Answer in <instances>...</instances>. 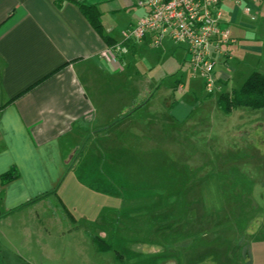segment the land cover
I'll list each match as a JSON object with an SVG mask.
<instances>
[{"label": "rangeland", "instance_id": "rangeland-1", "mask_svg": "<svg viewBox=\"0 0 264 264\" xmlns=\"http://www.w3.org/2000/svg\"><path fill=\"white\" fill-rule=\"evenodd\" d=\"M142 15L128 6L105 12L103 20L122 40ZM251 57L246 61L237 51L228 66L217 64L215 70L231 78L207 93L203 77L162 47L142 46L129 55L122 73L105 78L113 91L94 92L98 112L103 119L116 114L113 122L131 112L133 118L150 115L147 108L133 112L140 105L138 86L149 80L157 89L155 124L139 119L145 136L138 137L113 122L97 123L107 137L84 133L71 141L77 152L71 168L85 187L81 197L91 193L112 203L98 207L101 218L92 225L72 219L53 196L24 210L27 216L17 220V234L10 237L16 254L31 255L37 264H264V108L226 113L218 107L221 94L240 88L254 71L264 73V62ZM179 79L181 91L175 89ZM85 82L91 94L93 85H101L88 77ZM196 95L198 108L186 121L169 111L175 98L194 99L195 106ZM70 204L79 212L88 206ZM121 214L130 219L123 232L115 226ZM106 229L113 247L103 249L93 235ZM26 245L34 252H25Z\"/></svg>", "mask_w": 264, "mask_h": 264}, {"label": "crops", "instance_id": "crops-1", "mask_svg": "<svg viewBox=\"0 0 264 264\" xmlns=\"http://www.w3.org/2000/svg\"><path fill=\"white\" fill-rule=\"evenodd\" d=\"M82 3L98 6L105 34L118 41L114 28L105 25L104 13L136 6L132 0H0V264H37L31 255L18 256L10 239L16 236L17 220H24L28 208L43 204L53 196L67 207L72 219L88 221L92 225L101 218L99 208L112 203L111 198L107 200L106 196L91 193L92 197H81L85 187L71 168L77 156L71 141L81 138L84 133L104 139L108 132L103 126L97 127V123L116 119L112 112L105 119L98 112L94 92L113 91L112 83H107L105 78L122 73L129 55L137 54L139 48L147 45L162 47L166 53L178 56L182 66H189L186 45L165 39L156 46L151 36L132 43L129 52L114 61L111 45L84 15L80 8ZM223 11V23L230 28L233 41L220 51H213L216 66H228V59L237 51L245 54L246 61L256 54L258 62L263 64L264 1L253 5L255 18L244 6L233 2H225ZM179 50H182V56L178 54ZM215 73L219 82L229 83L231 76L226 71L216 69ZM86 77L91 83L101 84L92 86L93 94L85 82ZM176 84L175 89L181 91L182 79ZM151 85L149 80L140 83L137 94L140 105L133 110L138 113L147 108L150 115L137 116L136 120L131 112L120 117L113 122L115 126H121L120 130L125 128L144 137L145 131L137 121L140 119L144 125L155 124L157 89ZM198 98L196 95L195 106L190 103L194 99L175 98L172 105L166 98L164 100L171 106L169 111L176 119L186 121L198 108ZM121 103L124 107L129 104L128 101ZM111 151L109 149L107 153ZM11 169H16L19 176L3 183L2 175ZM78 202L87 203L84 212L72 210L74 206L70 203ZM120 216L115 226L119 231H127L130 219ZM110 222L113 223L111 219ZM109 233L107 229L99 230L93 235L94 242L103 244V249L112 248L108 237L113 233ZM27 251L34 252L33 246H27Z\"/></svg>", "mask_w": 264, "mask_h": 264}, {"label": "built area", "instance_id": "built-area-1", "mask_svg": "<svg viewBox=\"0 0 264 264\" xmlns=\"http://www.w3.org/2000/svg\"><path fill=\"white\" fill-rule=\"evenodd\" d=\"M143 10V15L123 32V39L110 47L112 59L118 61L129 52L130 44L152 37L159 46L165 39L184 44L189 55L193 75L204 79L207 93L218 89L213 51L232 42L230 28L223 23L225 2L244 6L252 15L253 5L264 0H133Z\"/></svg>", "mask_w": 264, "mask_h": 264}, {"label": "trees", "instance_id": "trees-1", "mask_svg": "<svg viewBox=\"0 0 264 264\" xmlns=\"http://www.w3.org/2000/svg\"><path fill=\"white\" fill-rule=\"evenodd\" d=\"M80 8L87 17L91 25L98 31L108 45H114L118 40L105 34L102 22V13L96 4H80ZM132 44H130L131 47ZM241 106L251 108H264V73L260 71L252 72L238 89H233L230 93H223L218 99V107L230 113L233 109ZM19 175L16 169H11L2 175V182L7 183ZM98 242L100 239H97ZM110 247V246H109Z\"/></svg>", "mask_w": 264, "mask_h": 264}]
</instances>
